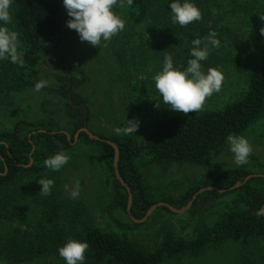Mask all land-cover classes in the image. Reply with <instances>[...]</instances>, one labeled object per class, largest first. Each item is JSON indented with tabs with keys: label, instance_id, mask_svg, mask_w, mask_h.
I'll return each instance as SVG.
<instances>
[{
	"label": "trees",
	"instance_id": "obj_1",
	"mask_svg": "<svg viewBox=\"0 0 264 264\" xmlns=\"http://www.w3.org/2000/svg\"><path fill=\"white\" fill-rule=\"evenodd\" d=\"M171 2L174 0H133V4L128 5L124 0V15L134 27L150 23L149 48L163 60L164 51H167L172 55L176 67L187 66L193 39H202L210 31H215V39L222 45L228 38H234L235 27L232 25L238 22L263 42L264 35L260 34V29L264 27V22L259 17L264 14V0H189L199 8L202 19L184 27L172 22ZM12 5L10 30L18 33V50L24 53V64L33 76L27 80L20 65L13 64L10 59L0 60V103L9 100L8 95L12 93L35 87L37 67L43 60L48 66L45 58L49 57L50 65H63L67 73L64 78L60 75L55 78L61 84L59 92L68 98L69 128L68 131L59 130L54 120L18 121L12 129L0 131L1 206L17 201V197L21 196L18 185L28 182L34 174L40 175L50 170L43 163L45 159L60 151H70L75 145L76 133L85 123L88 125L91 117L87 102L74 90L84 80L77 79L73 63L58 52L63 40L58 0H12ZM213 8L217 10L215 15L211 11ZM143 39L146 37L140 40ZM209 50L208 58L201 62L202 68L217 66L221 61L220 56L213 52L215 47L209 45ZM260 129L264 131V60L253 64L248 70L245 92L221 110L169 116L157 121L148 132L139 134L113 138L100 136L112 140L119 147V171L132 191L131 212L136 219H142L156 203L165 202L181 209L199 190L216 187L200 194L185 214L196 219L195 211L202 203L213 201L222 206L223 198L231 196V200L219 210L217 220L210 224L205 220L197 222L195 235L190 238L167 232L153 251H149L125 234L85 221V212L79 202H58L54 198L55 219L50 222V227L42 228L37 234L31 230L29 234L23 230L17 231L5 239L0 243V254L3 256L0 264H35L47 258L62 260L58 250L70 238L89 245L83 264H161L165 259L200 256L209 248L248 236L264 240V215H256L260 209H264V177H254L245 182L249 175L254 174L245 166L214 169L184 194L162 198L159 202L147 196L138 168V161L145 156L151 158L162 175L174 166H207L229 145V135H243L246 138L247 133L256 135ZM79 142L92 145L112 174L108 184L112 196L111 210H122L129 215L128 191L115 176V151L112 145L92 140L86 133L80 134ZM31 158L33 164L26 167ZM237 183H241V186L231 189ZM222 190L225 192L222 193ZM161 209L171 212L166 207ZM131 222L132 225L117 224L122 229L140 225L132 219Z\"/></svg>",
	"mask_w": 264,
	"mask_h": 264
},
{
	"label": "rangeland",
	"instance_id": "obj_2",
	"mask_svg": "<svg viewBox=\"0 0 264 264\" xmlns=\"http://www.w3.org/2000/svg\"><path fill=\"white\" fill-rule=\"evenodd\" d=\"M58 4L63 30V40L58 52L73 63L77 79L84 80L83 84L76 86L74 90L87 102L90 110L89 131L107 138L122 137L131 133L117 134L114 129L128 127V120L139 122V128L135 132L139 134L148 132L161 119L185 115L165 106L155 88L153 77L162 71L164 60L149 48L150 23L134 27L127 22L124 7L114 6L112 10L123 19L125 28L108 41L102 38L100 45L95 47L82 42L78 33L67 27L70 17L63 6V0H58ZM12 7L11 4V18ZM11 24L12 19L8 25L0 22V26L9 29ZM232 26L235 27L234 38H228L213 51L221 59L217 66L211 67L217 68L223 75L221 90L206 98L204 107L199 112L221 110L237 100L245 92L250 67L264 60V39L261 43V38L244 29L239 22ZM143 37L146 39L140 40ZM20 68L27 80L33 76L25 64ZM202 69L207 72L208 68ZM37 71V82L46 80L47 86L39 92L34 91V87H27L23 91L8 95L9 100L0 103V131L12 129L18 121L51 120L57 123L59 130L68 131V98L59 92L61 84L55 78L56 75L64 78L67 75L66 70L60 65L47 66L43 60ZM156 100H160L159 108L155 106ZM190 114L196 113L187 115ZM246 139L252 145L253 152L249 163L243 166L254 174L264 175V131L260 129L256 135L247 133ZM229 149L228 145L210 165L174 166L163 175L151 158L142 157L138 161V168L147 189V196L155 202L161 201L162 198L179 197L214 169L240 167L235 164ZM66 153L70 160L59 171L49 170L47 173L32 175L28 182L18 185L21 196L17 197V201L7 206L0 205V243L15 235L17 231L23 230L29 234L31 230L33 234H37L42 228L50 227V222L55 219L52 201L55 198L58 202H79L85 212V221L106 230L125 234L149 251H153L167 232L185 238L193 237L197 222H214L220 215L219 210L231 200V196L223 198L222 206L213 201L202 203L195 211L196 219L159 208L138 227L122 229L117 223L132 225L131 218L125 211L111 210L112 196L108 184L112 180V174L94 147L78 140ZM42 178L54 181L50 195H39L42 185L37 181ZM76 180L80 182V193L78 197L73 198L71 189ZM66 185L69 186L68 190ZM246 255L248 256L245 258ZM1 258L3 256L0 254ZM35 264L66 262L63 259L57 261L47 258ZM161 264H264V240L248 236L209 248L200 256L165 259Z\"/></svg>",
	"mask_w": 264,
	"mask_h": 264
},
{
	"label": "clouds",
	"instance_id": "obj_3",
	"mask_svg": "<svg viewBox=\"0 0 264 264\" xmlns=\"http://www.w3.org/2000/svg\"><path fill=\"white\" fill-rule=\"evenodd\" d=\"M12 0H0V22L3 25L11 23ZM128 5L133 4V0H127ZM63 6L67 10L70 19L67 27L75 30L82 42H87L98 47L101 39L110 40L118 32L124 30L125 22L113 12L114 6L124 7V0H63ZM172 22L181 27L187 26L194 21L202 19L199 8L189 2V0H174L170 3ZM213 15L217 10L213 8ZM260 20L264 22V14L260 15ZM211 28V22H209ZM260 34L264 35V27L260 29ZM215 31H210L204 38L192 40V47L189 51L190 58L187 66L175 67L172 55L164 51V63L162 71L157 72L153 79L155 88L162 97V103L172 111L182 112L185 115L197 113L203 109L206 98L214 92H219L222 87L223 75L217 68H208L207 72L202 69V61H205L209 54V45L219 48L220 41L215 39ZM20 43L18 33L10 30L6 26H0V60H7L21 67L24 65V53L19 51ZM46 80L36 82L34 91L39 92L47 86ZM156 107H160V100H156ZM139 128V122L128 120V127L115 128L117 134L135 133ZM227 143L230 152L233 154L234 162L237 166L249 163V157L253 152L252 145L243 135H229ZM70 160V156L64 151H60L44 160V165L52 170L59 171ZM42 185L39 195H50L54 181L42 178L37 181ZM69 186H65L68 190ZM80 193V182L75 181L71 189V196L76 198ZM257 216L264 215V209H260ZM89 245L75 239H69L67 243L59 248V255L66 261V264H83L85 252Z\"/></svg>",
	"mask_w": 264,
	"mask_h": 264
},
{
	"label": "water",
	"instance_id": "obj_4",
	"mask_svg": "<svg viewBox=\"0 0 264 264\" xmlns=\"http://www.w3.org/2000/svg\"><path fill=\"white\" fill-rule=\"evenodd\" d=\"M57 43L55 42V45ZM81 133H86L90 139L92 140H96V141H102V142H105L109 145H112L114 151H115V158H114V172H115V176L116 178L122 183L123 186L126 187L127 191H128V206H127V211L130 215H132L131 213V210H132V206H133V194H132V191L131 189L129 188V186L123 181L121 175H120V171H119V159H120V150H119V147L117 146L116 143H114L112 140H109V139H104L94 133H92L91 131L88 130V126H87V123H85V126L81 129L78 130V132L76 133L75 137H74V142L76 143L78 140H79V136ZM68 135V138L71 139V136L66 133ZM33 164V159L31 158L30 160V164L27 165L26 167H30L31 165ZM7 170V169H6ZM254 177H264V175L262 174H251L249 175L246 179H245V182H247L248 180H250L251 178H254ZM241 186V183H237L233 188L231 189H235L237 187H240ZM216 187H207V188H203L201 190H199L195 195H193L192 199L189 201V203L181 208V209H178L172 205H170L169 203H165V202H159V203H156L154 205L151 206V208L148 210V212L146 213V215L142 218V219H136L135 217H132V220L137 223V224H142L144 222H146L148 220V218L153 214V212H155L157 209L161 208V207H166L168 208L172 213L174 214H185L187 211H189L191 209V207L193 206L194 204V201L198 198V196L206 191H210V190H215ZM222 193L225 192V191H221Z\"/></svg>",
	"mask_w": 264,
	"mask_h": 264
},
{
	"label": "flooded vegetation",
	"instance_id": "obj_5",
	"mask_svg": "<svg viewBox=\"0 0 264 264\" xmlns=\"http://www.w3.org/2000/svg\"><path fill=\"white\" fill-rule=\"evenodd\" d=\"M59 54H60V53H59ZM61 55H62V54H61ZM62 56H63V55H62ZM46 60H47V63L50 65L49 57H47ZM58 66H59V65H58ZM60 66L64 67L63 65H60ZM73 69H74V68H73ZM70 76H71V75H69V78H70ZM70 94H71V93H70ZM69 100H70V98H69ZM87 126H88V125H87ZM80 129H81V128H80ZM88 130H89V129H88ZM131 214H132V213H131ZM129 216H130L131 219H132V217H134L133 215H130V214H129Z\"/></svg>",
	"mask_w": 264,
	"mask_h": 264
}]
</instances>
